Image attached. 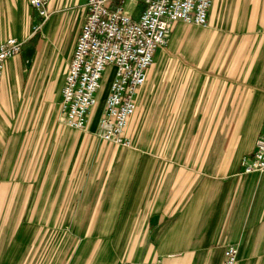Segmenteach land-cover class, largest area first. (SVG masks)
Instances as JSON below:
<instances>
[{
    "label": "crops",
    "instance_id": "crops-1",
    "mask_svg": "<svg viewBox=\"0 0 264 264\" xmlns=\"http://www.w3.org/2000/svg\"><path fill=\"white\" fill-rule=\"evenodd\" d=\"M85 4L50 0L29 37L28 0H0V42H23L1 79L0 264H221L228 245L264 264V174L240 167L264 132V0H211L207 27L173 25L130 148L97 137L103 103L84 131L58 118Z\"/></svg>",
    "mask_w": 264,
    "mask_h": 264
},
{
    "label": "built area",
    "instance_id": "built-area-1",
    "mask_svg": "<svg viewBox=\"0 0 264 264\" xmlns=\"http://www.w3.org/2000/svg\"><path fill=\"white\" fill-rule=\"evenodd\" d=\"M49 3L28 0L37 18L29 37L38 33L50 17ZM210 7L211 0H86L84 22L61 90L60 122L73 130H86L99 102L101 81L111 67L113 75L96 135L102 142L130 148L128 121L135 113L136 97L155 51L166 46L175 23L207 27ZM22 46L16 38L0 42V91L6 62L19 55ZM240 167L246 175L264 174V132L257 137L253 153L241 158ZM237 254V246L228 245L221 264H237Z\"/></svg>",
    "mask_w": 264,
    "mask_h": 264
},
{
    "label": "rangeland",
    "instance_id": "rangeland-1",
    "mask_svg": "<svg viewBox=\"0 0 264 264\" xmlns=\"http://www.w3.org/2000/svg\"><path fill=\"white\" fill-rule=\"evenodd\" d=\"M77 28H78V19L73 21V25H72V23H70V24H68V25L66 24L64 26V28L62 29V31L60 33V38H59V41H58V45H59L60 48H62V50H64L65 46L69 42H71L73 44V42L75 41V38H76ZM168 38H169V36H168ZM168 38H167V43H168ZM167 43H166V45H167ZM70 51H71V49H70ZM56 74H57V72L54 70V72H52V75H51L52 78L56 79L57 78ZM112 75H113V69L111 67H108L106 69V72H105L104 76H103V80L101 81V89L99 90V92L97 94V98L99 99V103L100 104L103 103V101H104L105 95H106L107 90H108V86H109L110 81L112 79ZM56 89H57V87H56ZM56 89H55V93H56ZM95 110H96V108H95ZM115 146H118V145H115ZM131 146H132V143H131ZM72 238H75L73 233H72Z\"/></svg>",
    "mask_w": 264,
    "mask_h": 264
}]
</instances>
